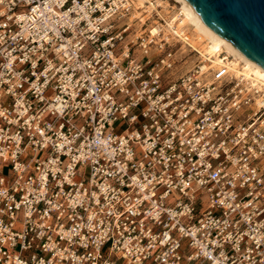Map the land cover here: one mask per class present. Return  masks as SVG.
Masks as SVG:
<instances>
[{
  "label": "built area",
  "instance_id": "built-area-1",
  "mask_svg": "<svg viewBox=\"0 0 264 264\" xmlns=\"http://www.w3.org/2000/svg\"><path fill=\"white\" fill-rule=\"evenodd\" d=\"M132 13L0 0V264H264V86Z\"/></svg>",
  "mask_w": 264,
  "mask_h": 264
},
{
  "label": "water",
  "instance_id": "water-1",
  "mask_svg": "<svg viewBox=\"0 0 264 264\" xmlns=\"http://www.w3.org/2000/svg\"><path fill=\"white\" fill-rule=\"evenodd\" d=\"M197 17L264 70V0H184Z\"/></svg>",
  "mask_w": 264,
  "mask_h": 264
},
{
  "label": "bare ground",
  "instance_id": "bare-ground-1",
  "mask_svg": "<svg viewBox=\"0 0 264 264\" xmlns=\"http://www.w3.org/2000/svg\"><path fill=\"white\" fill-rule=\"evenodd\" d=\"M152 1L153 0H133V9L136 15L135 18L139 19V24H144L153 12L159 15V12L157 13ZM174 1H176L181 6L180 10L181 12H183L182 15L185 17V19L182 22V25H179L177 27L170 26L167 22L166 24L168 25V27L163 26V30L165 32H167L169 29L171 31H174V29H176V31L174 32L178 34V31H185V28L188 27L187 25L192 26V28H194V34L192 35V37L189 38L185 36V40L182 36L180 39H182L187 45L192 48L190 51L191 53L196 52V54H198L202 58L203 62L210 63L202 64L205 69H207L208 66L213 68L214 66L221 65L222 60L225 59L227 61L229 71L235 72L236 75H243L245 79L250 80L255 85L264 86V70H262L258 65L241 55L231 45V43L215 34L207 25H205L197 17L192 8L184 0ZM159 17L161 18L160 15ZM130 22H132L131 19ZM139 34L140 30L137 31V35ZM181 50L182 48H180V52ZM222 54H226L228 55V57H223L222 59Z\"/></svg>",
  "mask_w": 264,
  "mask_h": 264
},
{
  "label": "rangeland",
  "instance_id": "rangeland-1",
  "mask_svg": "<svg viewBox=\"0 0 264 264\" xmlns=\"http://www.w3.org/2000/svg\"><path fill=\"white\" fill-rule=\"evenodd\" d=\"M152 3H153V6L155 7L157 13L159 12V15L161 16V18L166 23L168 22V24L170 26H176V23H177V26L182 25V22L184 21L185 17L182 15L183 12H181V10H180L181 6L176 1H174V0H159V1L153 0ZM153 13H155V12H153ZM153 13L147 19L149 21L146 20L144 24H141V23L139 24L138 22H136L134 24L137 31H139V30L141 31V28L143 27V25L149 26L153 22V19H154ZM143 15H146V14H143ZM135 16L136 15H135V12L133 9V13H132V17H131L132 21L137 19V18H135ZM168 18H169V20H168ZM169 21H171V22H169ZM184 24H186V23H184ZM141 25H142V27H141ZM145 26L142 28V30L145 28ZM187 26L188 27L185 28V31H180V32L183 33L182 36H186V37L191 38L192 35L194 34V31H193L194 28H192V26H189V25H187ZM167 32H169V31H167ZM167 32H165V33H167ZM182 36H180V38ZM191 43H193V42H191ZM176 48L174 50H177ZM181 48H182L181 52H185L184 55H186V59H185V61H183V63H180V65L178 67V71H177L178 73L176 74V76H178V75L184 73L185 71L189 70L190 68H192L194 65H196L202 59L201 57L199 58V56L194 54L193 52L191 53L190 48H188L184 45H182ZM179 53H180V51H179ZM223 57L227 58L228 55L222 54V58ZM214 67H216V66H214ZM26 161H28V160H26ZM4 172H6V170H4ZM85 175H86V177H88V171H85Z\"/></svg>",
  "mask_w": 264,
  "mask_h": 264
}]
</instances>
